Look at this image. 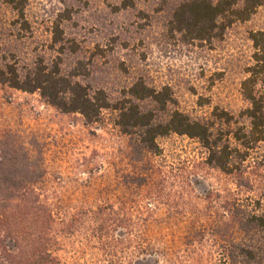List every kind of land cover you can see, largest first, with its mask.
Wrapping results in <instances>:
<instances>
[{
	"label": "rangeland",
	"instance_id": "374dc122",
	"mask_svg": "<svg viewBox=\"0 0 264 264\" xmlns=\"http://www.w3.org/2000/svg\"><path fill=\"white\" fill-rule=\"evenodd\" d=\"M176 1L134 0L122 7L123 0H23L24 19L0 6V64H15L19 72L39 62L56 65L61 75L101 89L111 104L99 121L86 124L81 114L60 112L37 91L0 84V196L12 194L7 182L16 179L41 194L56 225L74 220L58 234L57 253L65 264H140L142 256L161 260L160 253L173 262L182 228L211 222L212 188L234 190L228 176L212 169L183 174V166L204 156L194 139L169 134L158 137L151 152L132 148L114 124L112 108L128 105L134 82L168 86L173 107L192 118L214 119L219 144L227 133L235 156L248 152L239 164L244 177L264 164V141L243 142L251 128L250 104L240 92L251 63L249 33L264 30V4L206 45L171 31ZM151 105L142 103L145 109ZM255 174L250 182L262 187L264 168ZM99 210L92 221V211ZM94 222L100 228L93 235ZM224 232L214 239L220 242ZM226 233L244 237L236 229ZM207 256L205 247L201 261L190 264H206ZM181 264L189 263L182 258Z\"/></svg>",
	"mask_w": 264,
	"mask_h": 264
},
{
	"label": "trees",
	"instance_id": "16d2710c",
	"mask_svg": "<svg viewBox=\"0 0 264 264\" xmlns=\"http://www.w3.org/2000/svg\"><path fill=\"white\" fill-rule=\"evenodd\" d=\"M156 1L168 3L176 0ZM176 2L168 21L171 31L179 32L188 43L206 45L213 40H220L230 25L248 20L264 4V0ZM2 5L16 10L24 19L23 0H0ZM133 5L134 0H123L122 7ZM249 39L252 47L251 63L245 68L240 82V92L250 104L247 115L251 128L243 136L246 146L264 141V30L251 31ZM0 84L24 92L37 91L50 106L60 112L81 114L86 124L96 123L102 111L111 108L101 89H91L73 78L61 75L56 65L48 67L39 62L19 72L15 64H0ZM170 94L168 86L156 89L141 80L134 82L128 92V105L112 108L118 131L127 137L132 148L138 152L157 149L156 139L169 134L196 140L204 149V156L195 159L190 166H183L180 169L183 174L190 170L196 173L198 170L212 169L228 176L234 190L228 187L223 190L212 188L211 201L216 205L214 210L207 213L209 217L206 220L211 222L207 225L193 221L182 228L177 240L173 242V262H168L164 258L166 256L160 253L161 260H149L147 256H142L139 263L181 264L182 258L189 264L192 261L200 262L202 252L207 247L209 257L205 260L206 264H264V183L262 187L257 185L254 188L250 182V177L264 168V164L258 163L244 177L245 172H242L239 164L248 152L235 156L233 148L229 146V134H224L227 136L223 144H219L222 134L215 129L214 119L200 120L179 111L173 107L175 102ZM145 101L152 104L150 108L142 106ZM168 106L173 108L167 109ZM7 183L14 187V191L6 197L0 196V264H65L57 253L60 245L58 234L69 231L74 220L56 225V214L45 206L41 194L32 187L21 188V182L16 179H9ZM92 213L94 221L101 211ZM94 223L92 234H96L100 228L98 222ZM225 229L228 233L236 229L244 237L237 239L226 236ZM218 231H225L220 242L214 239ZM207 235L212 241L206 240ZM208 242L215 249V256L211 255L213 251H210ZM142 249L145 250L144 245ZM107 261L111 260L107 258Z\"/></svg>",
	"mask_w": 264,
	"mask_h": 264
}]
</instances>
